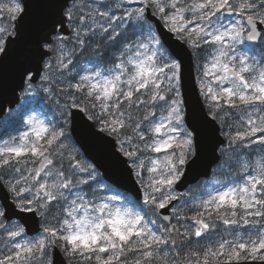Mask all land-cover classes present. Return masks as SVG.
Wrapping results in <instances>:
<instances>
[{"label": "snow or ice", "instance_id": "1", "mask_svg": "<svg viewBox=\"0 0 264 264\" xmlns=\"http://www.w3.org/2000/svg\"><path fill=\"white\" fill-rule=\"evenodd\" d=\"M0 264H264V0H0Z\"/></svg>", "mask_w": 264, "mask_h": 264}]
</instances>
